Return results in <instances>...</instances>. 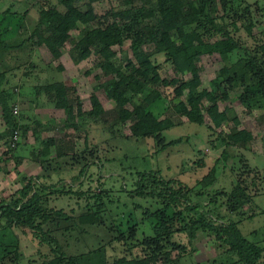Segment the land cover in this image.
Here are the masks:
<instances>
[{
    "label": "rangeland",
    "instance_id": "374dc122",
    "mask_svg": "<svg viewBox=\"0 0 264 264\" xmlns=\"http://www.w3.org/2000/svg\"><path fill=\"white\" fill-rule=\"evenodd\" d=\"M84 1L78 4L85 11ZM150 3L155 6L156 0ZM195 5L200 10L203 6L201 19L208 17L222 28L223 33H215L209 44L225 40V33L232 41L222 44L229 48L225 56L209 49L198 63V89L217 98L219 111H226L229 121L214 125L204 111V122L197 125L169 110L166 115L176 125L156 140L135 139L129 123L110 129L93 116L65 122L67 115L48 100L44 87L63 82L70 99L79 98L83 111L111 109L113 100L100 85L112 77L113 66L105 63L108 73L95 67L94 54L76 62L78 52L71 42H66L61 56L55 58L44 45L26 40L42 9L56 6L64 10L60 0H0V44L7 45L5 49L0 46V68L7 70L5 88L12 107L18 106V113H12L19 125L13 152L7 138L0 137V205L14 209L5 215L0 209V240L13 243L15 250L9 256L0 254L4 257L0 264H51L58 257L60 264H108L120 258L137 264H241L227 253L229 245L222 238L216 240L214 233L202 230L192 239L184 232H173L164 248L152 243V213L159 206L153 197L138 194L137 183H143L140 176L144 173L186 185L183 190H190L186 204L196 208L190 215L197 218L200 212L205 213L206 220L216 225L235 223L242 237L261 248L258 264H264L263 110H246L220 73L242 57L252 58L256 64L264 59V0H195ZM90 6L96 16L124 9L121 0H95ZM205 27L212 30L210 23ZM82 29L83 24L78 23L70 32L74 40ZM112 49L119 61L132 57L128 41ZM152 59L159 65L157 89L172 98L177 80L190 78V73L176 70L163 54H154ZM151 85L144 87V93ZM93 93L98 97L97 106L90 100ZM142 96L136 95L134 100ZM1 111L0 136L5 134ZM235 125L252 135L244 147L220 142L219 134L229 133ZM52 137L75 141V151L64 159L56 158V147L52 146L43 159L54 161L43 169L32 157ZM56 160L58 168H54ZM211 170L213 178L208 182ZM28 180L36 182L35 189L22 197V203L41 189L39 208L51 215L36 218V228L14 225L18 209L13 205L14 194ZM98 205L99 221L79 222L80 214L88 209L95 212ZM56 211L68 218L57 217Z\"/></svg>",
    "mask_w": 264,
    "mask_h": 264
},
{
    "label": "trees",
    "instance_id": "16d2710c",
    "mask_svg": "<svg viewBox=\"0 0 264 264\" xmlns=\"http://www.w3.org/2000/svg\"><path fill=\"white\" fill-rule=\"evenodd\" d=\"M79 1L60 0L64 5L63 11H59L56 6L42 9L39 19L26 39L35 46L44 45L55 58L61 56L65 43L71 42L78 52L76 62L94 54L97 57L95 67L108 73L105 63H110L113 66L110 71L112 77L100 85L113 100L114 105L111 109L97 107V109L83 111L79 98L75 96L71 100L68 87L63 82L44 87L48 100L53 103L55 108L63 110L67 115L65 122L69 123L79 116H93L101 119L110 129L118 124L129 123L135 139L151 137L159 140L162 139L164 131L176 125L166 115L169 110L179 117H185L189 123L197 125L203 124L204 111L214 125H221L223 121H229L227 112L219 111L217 98L205 89H198L201 82L198 65L201 55L210 49L225 56L229 48H223L222 44H227L228 41L232 43L226 33L225 40L208 43L215 33L222 32V28L214 24V20L208 17L201 19L204 14L203 6L201 10L198 9L195 0H156L155 6L151 5V0H121L124 9H120L117 13L96 16L90 6L95 0L84 1L87 6L85 11L81 9ZM206 22L211 24L212 30L205 27ZM78 23L83 24V29L80 37L74 40L70 32L75 29ZM126 41L129 42L132 57L125 61H119L116 51L112 47L122 46ZM0 46H3V49L7 47L6 44H0ZM261 48L264 54V45ZM154 54H163L165 61L176 70L181 73L189 72L191 75L188 79L177 80L172 98L163 96L157 89L161 77L158 73L159 65H156L152 59ZM220 73L226 77V87L236 92L238 100L247 108L246 110H263L261 118L264 121V59L259 60V64H256L254 59L242 57L232 65L224 66ZM7 82V70L0 68V107L5 127V134L3 133L0 137L7 138L8 148L13 152L15 147H10L8 138L14 130L19 129V125L12 113L9 93L5 88ZM149 83L152 84V88L144 93V87ZM142 93L143 96L140 100L135 101L134 97ZM226 96L224 93V97ZM90 100L93 105H98V97L95 93L91 95ZM162 114L164 117L161 119ZM235 122L237 124L236 120ZM219 137L223 145L244 147L252 135L246 130H237L235 125L229 133L221 132ZM63 139L49 138L42 149L38 152L34 151L32 160L40 163L44 169L46 163L48 165L54 161V159H43L49 154L52 146L56 147V158L64 159L74 153L76 142ZM20 162L21 158L17 160L18 164ZM57 162L58 160L54 163V168H58ZM82 171L83 169H80V172ZM44 176L46 178L48 175ZM140 177L143 183H137L138 194L143 197H153L159 206L152 213L155 222L151 224L155 234L151 242L156 243L158 248L161 246L164 248L167 243L165 240L173 232H184L189 239H192L198 230H202L214 233L216 240L222 238L229 245L227 253L236 256L237 263L258 264L261 248L242 237L235 223L216 225L206 220L205 213L200 212L197 218L190 215L191 212H196V208L186 204L190 194V190H183L186 185L180 181L160 180L154 174L144 173ZM211 177L213 178V170L206 176L208 182L211 181ZM29 181L14 194L16 199L13 205L18 208L14 225L17 227L36 228L37 226L35 227L34 224L36 218L51 216L42 213L39 208L41 189H38L36 191L38 193L22 203V197L28 195L32 187L35 189L36 182ZM241 196L244 195L241 194ZM1 208L4 215L5 211L12 213L14 210L12 206L8 205L5 207L0 205ZM100 209V205L95 208V212L88 209L78 216L79 222L99 221L98 210ZM56 214L57 217L58 215L63 216L57 211ZM63 218L67 219L68 217L63 216ZM16 239L17 235L13 240ZM48 239L53 240V238ZM13 247V243H3L0 240V254L3 256L15 253ZM3 256L0 255V259H4ZM136 262L132 259L120 258L108 264H137ZM51 264H60V258L51 260Z\"/></svg>",
    "mask_w": 264,
    "mask_h": 264
},
{
    "label": "built area",
    "instance_id": "2783aa9c",
    "mask_svg": "<svg viewBox=\"0 0 264 264\" xmlns=\"http://www.w3.org/2000/svg\"><path fill=\"white\" fill-rule=\"evenodd\" d=\"M12 111H13V113H18V106L17 105H13V107H12ZM17 134H18V131L17 130H14L13 132H12V135H11V138H10V142H9V145H10V147H15V145H16V143H17V141H18V139H17Z\"/></svg>",
    "mask_w": 264,
    "mask_h": 264
},
{
    "label": "crops",
    "instance_id": "0c3cea01",
    "mask_svg": "<svg viewBox=\"0 0 264 264\" xmlns=\"http://www.w3.org/2000/svg\"><path fill=\"white\" fill-rule=\"evenodd\" d=\"M0 109H1V108H0ZM1 113H2V111H1ZM1 116H2V114H1ZM2 134H3V133H2ZM2 134H1V135H2Z\"/></svg>",
    "mask_w": 264,
    "mask_h": 264
}]
</instances>
